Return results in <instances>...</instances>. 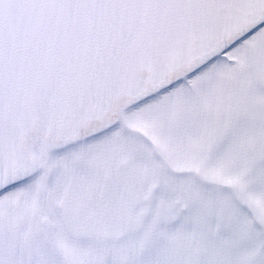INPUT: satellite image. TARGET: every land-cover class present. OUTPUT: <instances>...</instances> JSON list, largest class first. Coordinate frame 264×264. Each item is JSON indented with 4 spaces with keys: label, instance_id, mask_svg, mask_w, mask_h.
I'll return each mask as SVG.
<instances>
[{
    "label": "snow or ice",
    "instance_id": "snow-or-ice-1",
    "mask_svg": "<svg viewBox=\"0 0 264 264\" xmlns=\"http://www.w3.org/2000/svg\"><path fill=\"white\" fill-rule=\"evenodd\" d=\"M0 264H264V0H0Z\"/></svg>",
    "mask_w": 264,
    "mask_h": 264
}]
</instances>
